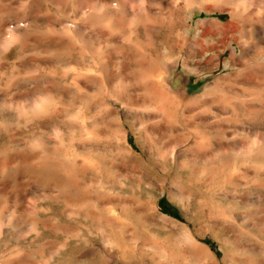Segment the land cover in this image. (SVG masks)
I'll list each match as a JSON object with an SVG mask.
<instances>
[{
	"label": "rangeland",
	"instance_id": "1",
	"mask_svg": "<svg viewBox=\"0 0 264 264\" xmlns=\"http://www.w3.org/2000/svg\"><path fill=\"white\" fill-rule=\"evenodd\" d=\"M0 264H264V0H0Z\"/></svg>",
	"mask_w": 264,
	"mask_h": 264
}]
</instances>
